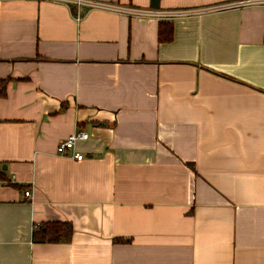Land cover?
<instances>
[{"label": "crops", "instance_id": "1", "mask_svg": "<svg viewBox=\"0 0 264 264\" xmlns=\"http://www.w3.org/2000/svg\"><path fill=\"white\" fill-rule=\"evenodd\" d=\"M95 1L192 13L0 1V264H264V3Z\"/></svg>", "mask_w": 264, "mask_h": 264}, {"label": "built area", "instance_id": "2", "mask_svg": "<svg viewBox=\"0 0 264 264\" xmlns=\"http://www.w3.org/2000/svg\"><path fill=\"white\" fill-rule=\"evenodd\" d=\"M1 1V0H0ZM38 1H47L53 2L58 4H63L69 7H75L77 10V20H81L83 14L86 12H90L93 10L104 11V12H111L115 14L126 15L130 17H143V18H167V17H176L180 15H187L191 14L192 12H159L154 9H143V8H136L133 6H123L114 3L108 2H100L95 0H38ZM264 3V0H249L240 3L228 4L223 6H218L212 9H225L228 7H238V6H248L252 4H259ZM89 140V134L85 131H78L71 134L66 140L61 142L57 148V152L61 156H67L70 152L75 151L77 143L81 141ZM74 159L77 161H83L84 155L79 153H74ZM26 197H31V191H27L25 193Z\"/></svg>", "mask_w": 264, "mask_h": 264}, {"label": "trees", "instance_id": "3", "mask_svg": "<svg viewBox=\"0 0 264 264\" xmlns=\"http://www.w3.org/2000/svg\"><path fill=\"white\" fill-rule=\"evenodd\" d=\"M174 27L172 23L162 22L159 25V42L166 43L171 42L173 39ZM11 81L10 78L0 79V100L7 96L8 83ZM4 172L0 169V179ZM4 177V176H3ZM72 225L70 223H51L47 225H39L37 231L34 233L36 241L41 243H68L72 238ZM119 242L124 240L116 239Z\"/></svg>", "mask_w": 264, "mask_h": 264}, {"label": "water", "instance_id": "4", "mask_svg": "<svg viewBox=\"0 0 264 264\" xmlns=\"http://www.w3.org/2000/svg\"><path fill=\"white\" fill-rule=\"evenodd\" d=\"M151 6H152V7H158V6H159V4H158V0H152V2H151Z\"/></svg>", "mask_w": 264, "mask_h": 264}]
</instances>
